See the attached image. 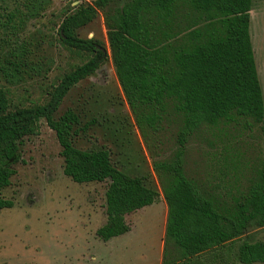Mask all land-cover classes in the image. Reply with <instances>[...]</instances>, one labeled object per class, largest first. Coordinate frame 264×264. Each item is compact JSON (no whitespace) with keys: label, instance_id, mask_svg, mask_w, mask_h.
I'll use <instances>...</instances> for the list:
<instances>
[{"label":"trees","instance_id":"trees-1","mask_svg":"<svg viewBox=\"0 0 264 264\" xmlns=\"http://www.w3.org/2000/svg\"><path fill=\"white\" fill-rule=\"evenodd\" d=\"M12 1V7H0V78L17 85L41 71V64L30 58L38 42L25 29L51 0ZM110 2L80 3L62 17L60 43L90 56L62 76L45 102L12 105L0 87V189L15 173L20 142L36 133L44 119L61 147L66 176L79 183L108 181L106 221L96 229L100 239L129 231L126 214L162 196L167 206L162 264H211L229 242L264 226L263 155L255 160L247 189L229 204L184 170L187 143L195 133L251 131L255 126L264 131V101L249 33L252 0H128L104 11L108 53L104 43L80 37L77 30ZM108 55L162 195L142 177L117 168L108 150L77 147L73 137L88 124L79 126L74 111L54 117L70 88L94 73ZM171 122L175 138L167 149L163 133ZM12 206L11 200L0 199V209ZM242 239L238 261L264 263V242Z\"/></svg>","mask_w":264,"mask_h":264},{"label":"rangeland","instance_id":"rangeland-1","mask_svg":"<svg viewBox=\"0 0 264 264\" xmlns=\"http://www.w3.org/2000/svg\"><path fill=\"white\" fill-rule=\"evenodd\" d=\"M92 1L51 0L40 17L27 23L25 33L38 42L30 58L41 64V71L17 85L0 78V87L12 105L45 102L62 76L90 56L63 46L57 27L72 8ZM127 1L111 0L77 34L101 41L109 53L104 11L122 7ZM12 6V0H0V7ZM250 18L249 33L264 101V0H252ZM67 109L77 114L79 126L88 124L73 137L77 147L108 150L117 168L142 177L145 185L162 195L110 55L94 73L70 88L54 117ZM262 125L264 128V121ZM168 127L163 133L167 149L173 145L176 131L172 122ZM60 149L55 132L44 119H40L36 133L20 142L15 173L10 184L0 189V199L13 202L12 207L0 209V264H162L166 219L161 214V201L126 214L130 230L103 241L96 229L106 221L108 181H73L63 173ZM260 155L264 156V131L259 126L251 131L203 130L187 143L184 170L229 204L232 197L247 189ZM242 238L264 242V226L250 229ZM242 238L223 247L222 257L211 264H243L237 259ZM168 249L175 252L172 245Z\"/></svg>","mask_w":264,"mask_h":264},{"label":"crops","instance_id":"crops-1","mask_svg":"<svg viewBox=\"0 0 264 264\" xmlns=\"http://www.w3.org/2000/svg\"><path fill=\"white\" fill-rule=\"evenodd\" d=\"M160 197L156 202L152 203V204H156L157 202L161 201V208H162V211H161V214L163 215V217L165 216V219H166V214H167V206H166V203L164 201V199ZM151 205V204H150ZM139 210V209H137ZM126 218V217H125ZM130 226V225H129Z\"/></svg>","mask_w":264,"mask_h":264}]
</instances>
